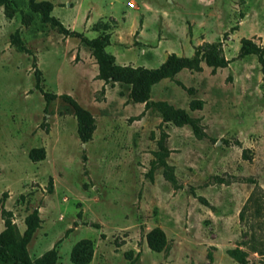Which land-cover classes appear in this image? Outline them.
<instances>
[{
  "label": "rangeland",
  "instance_id": "obj_1",
  "mask_svg": "<svg viewBox=\"0 0 264 264\" xmlns=\"http://www.w3.org/2000/svg\"><path fill=\"white\" fill-rule=\"evenodd\" d=\"M36 1L51 3L52 17L88 39L100 33L93 25L106 24L105 51L125 66L155 69L169 54L188 58L216 42L231 62L214 74L200 63L151 88L150 102L199 120L197 139L157 108L132 103L129 86L95 80L89 50L41 24L26 0H13L9 19L0 8V212L12 213L21 234L37 209L29 258L55 248V264H71V248L87 239L89 264H238L227 254L235 248L247 264H264V203L239 217L255 186L264 192V69L255 56L238 57L242 39L264 48V0ZM13 34L30 54L11 44ZM35 69L43 92L68 95L92 115L91 141L79 142L67 103L45 107ZM192 100L200 110H189ZM158 142L175 186L162 168L150 171ZM33 148H43L42 161L28 159ZM156 227L167 242L160 253L145 240Z\"/></svg>",
  "mask_w": 264,
  "mask_h": 264
},
{
  "label": "trees",
  "instance_id": "obj_2",
  "mask_svg": "<svg viewBox=\"0 0 264 264\" xmlns=\"http://www.w3.org/2000/svg\"><path fill=\"white\" fill-rule=\"evenodd\" d=\"M13 0H0V8H3L5 18H11L15 13L12 7ZM27 8L39 18V22L48 25L54 29L59 35L68 38L78 39L79 42L86 47L94 64L97 67L95 80L102 81L106 84H119L129 86L128 98L134 104H143L144 110L157 108L165 122L172 123L175 127L187 125L190 127L192 134L200 139L203 136L199 126V120L191 118L181 109H174L165 102H150L149 95L151 88L162 80L173 79L180 71L187 70L191 72L200 71V63L210 68L212 74L217 69H224L231 62L225 59L221 54L220 42L209 43L197 46L193 50L191 57H178L175 54H169L165 60L155 69H145L143 67L119 66L115 64L114 57L105 51L109 46V35L106 33L108 26L106 24H95L92 27L94 32H100L96 37L88 39L82 34L66 29L58 19L52 17L51 11L53 5L45 1L26 0ZM11 44L15 45L18 50L25 54H30L17 34H13L10 38ZM255 56L262 70L264 69V48L257 46L249 39L240 40L238 57ZM35 67V66H34ZM35 85L37 90L43 97L45 107L56 98L61 99L69 105L72 110L76 122V136L81 144L91 141L92 134L95 130L94 118L92 115L81 108L68 95H55L45 93L39 86V71L34 70ZM103 95V88L100 90ZM202 102L200 100H192L189 103V110H200ZM158 152L154 155V160L150 163V171L155 168H162V175L169 184L175 186V179L172 175L171 168L166 164L165 158L168 151L158 142ZM28 159L36 163L44 159L43 148H33L28 152ZM251 184H255L251 182ZM49 180V191H50ZM264 203V192L258 186L250 193L240 212V219L243 218L244 209L252 206L255 213H258ZM1 220L3 229L0 232V264H55L57 260V252L55 248L43 253L40 257L31 260L27 253V245L30 242L35 231L40 227V219L37 209L32 210L23 220L24 230L20 234L13 222V216L10 211L1 210ZM148 249L154 253H160L166 248V238L163 231L159 228L151 229L145 236ZM93 254V247L90 240L82 239L76 242L70 250L69 261L71 264H89ZM228 256L238 264H247L245 253L235 248L227 251ZM260 255H264L263 250L259 251Z\"/></svg>",
  "mask_w": 264,
  "mask_h": 264
},
{
  "label": "crops",
  "instance_id": "obj_3",
  "mask_svg": "<svg viewBox=\"0 0 264 264\" xmlns=\"http://www.w3.org/2000/svg\"><path fill=\"white\" fill-rule=\"evenodd\" d=\"M106 49V48H105ZM113 56V55H112ZM114 57V61H115V64H117V65H119V66H125V65H123V64H120V63H118L117 62V58L115 57V56H113ZM95 65V64H94ZM96 66V65H95ZM97 68V67H96ZM102 84H103V82H102ZM113 85H117L116 83L115 84H113ZM141 105V104H140Z\"/></svg>",
  "mask_w": 264,
  "mask_h": 264
},
{
  "label": "built area",
  "instance_id": "obj_4",
  "mask_svg": "<svg viewBox=\"0 0 264 264\" xmlns=\"http://www.w3.org/2000/svg\"><path fill=\"white\" fill-rule=\"evenodd\" d=\"M129 8H133V4L129 3L128 4Z\"/></svg>",
  "mask_w": 264,
  "mask_h": 264
}]
</instances>
